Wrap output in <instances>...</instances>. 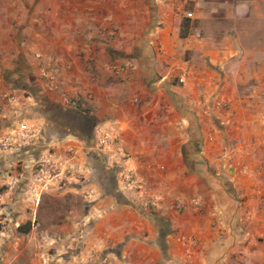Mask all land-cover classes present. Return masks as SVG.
I'll return each mask as SVG.
<instances>
[{"label":"crops","instance_id":"crops-1","mask_svg":"<svg viewBox=\"0 0 264 264\" xmlns=\"http://www.w3.org/2000/svg\"><path fill=\"white\" fill-rule=\"evenodd\" d=\"M31 87L120 191L67 225L82 264H264V0H0V132Z\"/></svg>","mask_w":264,"mask_h":264},{"label":"rangeland","instance_id":"rangeland-1","mask_svg":"<svg viewBox=\"0 0 264 264\" xmlns=\"http://www.w3.org/2000/svg\"><path fill=\"white\" fill-rule=\"evenodd\" d=\"M31 90H20L15 99L17 109L28 107L25 114V109L12 112L17 122L0 132L11 136L0 147V264H82L83 232L73 236L67 225L81 222L101 197L117 203L120 191L113 173L103 171V153L53 145V102ZM21 123L30 129L23 140L13 135Z\"/></svg>","mask_w":264,"mask_h":264},{"label":"built area","instance_id":"built-area-1","mask_svg":"<svg viewBox=\"0 0 264 264\" xmlns=\"http://www.w3.org/2000/svg\"><path fill=\"white\" fill-rule=\"evenodd\" d=\"M191 13L187 12L185 14V17H190ZM40 77L45 81V87L47 90H53L55 88V83L53 79V75L50 71L41 69L39 72ZM183 80V76L179 78V81ZM2 97H4V94H1ZM261 119L264 121V111L260 113ZM30 134V129L25 124H18L17 128L14 130L13 135L20 140L25 139ZM11 141L10 134H3L0 135V147L5 148L6 145H8ZM113 139L112 137L108 136L107 134L103 133L102 136L98 139V145L101 148H104L107 151L111 150V146L113 145ZM123 179L125 180V184L127 187H134L140 185V182L130 176L128 173L125 175L123 174Z\"/></svg>","mask_w":264,"mask_h":264}]
</instances>
